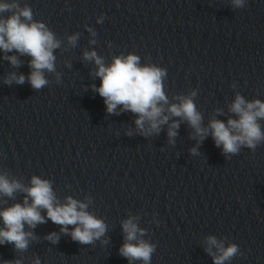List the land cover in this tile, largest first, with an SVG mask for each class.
Listing matches in <instances>:
<instances>
[{"label":"water","instance_id":"95a60500","mask_svg":"<svg viewBox=\"0 0 264 264\" xmlns=\"http://www.w3.org/2000/svg\"><path fill=\"white\" fill-rule=\"evenodd\" d=\"M18 2L30 6L33 19L61 44L53 53L55 72L45 71L49 83L40 90L27 80L31 57L0 50V174L25 187L33 176L50 181L59 203L72 197L88 204L107 231L81 245L45 217L34 229L25 226L36 237L26 251L0 245V264L16 258L33 264L37 257L41 264H129L119 249L122 222L130 216L146 230L142 238L156 245L151 264H213L205 251L210 235L239 246L242 255L226 264H264V143L225 159L211 135L198 145L179 117L158 134L141 135L136 114L121 106L118 114L106 111L92 87L100 86L97 65L83 57L95 51L107 66L115 56L136 54L141 65L166 69L169 105L196 90L203 126L213 118L226 122L236 118L228 106L237 93L264 101V0H247L238 9L230 0ZM76 33L73 46L68 37ZM5 55H16L21 64L13 67ZM13 72L25 75V83L5 84ZM173 120L180 123L169 143ZM259 123L264 131V120ZM194 147L199 155L191 154ZM26 195L0 194V209L23 203ZM52 232L59 235L56 244L45 239Z\"/></svg>","mask_w":264,"mask_h":264},{"label":"clouds","instance_id":"9594fccd","mask_svg":"<svg viewBox=\"0 0 264 264\" xmlns=\"http://www.w3.org/2000/svg\"><path fill=\"white\" fill-rule=\"evenodd\" d=\"M247 0H230L233 9L244 8ZM5 13H10L5 17ZM103 16L98 18L102 22ZM95 36V32L88 28ZM79 33L68 37V43L75 46ZM95 40L90 43H95ZM61 42L54 33L48 29L45 23L33 19L30 6L21 7L18 0L5 2L0 0V50L4 53L17 52L21 56L31 57L29 67L31 69L27 80L31 87L40 90L48 85L45 71L55 72L54 50L60 47ZM83 57L87 61H94L97 65L95 75L100 78V86L93 85V90L104 98L106 111L109 114H118L121 111H130L136 114L135 125L141 135L149 136L160 132L161 125L168 124L171 117H179L187 121L194 130L192 138L199 145L208 135H211L216 147L221 148L225 159L238 155L241 148L255 150L258 145L264 143V131L260 120H264V101L254 99L246 101L237 93L235 99L228 106L231 116L227 121L213 118L207 127L202 124L203 116L197 110L194 103L196 90H192L186 96H177L178 103L169 105L168 97L164 91L163 80L167 75L166 69L155 64L141 65L140 57L129 53L127 56L113 57L112 63L105 66L103 58L95 51H85ZM13 67H18L21 61L16 55H5ZM25 75L10 73L4 83L11 85L25 83ZM59 80V76H57ZM235 85H233L234 87ZM165 105H168L167 109ZM218 114H223L217 109ZM167 113V114H165ZM179 121L173 120L168 127L169 143H174L177 135ZM131 135V131L127 133ZM191 154L199 155L197 148H192ZM17 191L27 195L23 203H14L11 206L0 209V245L12 244L15 252H24L28 249L30 241L36 239L32 231L38 224L47 220L60 226V231L69 235L71 239L81 245L92 244L100 239L107 231V225L103 220L87 211L88 204L66 197V203H59L51 186V182L33 176L31 186L25 187L15 179H9L6 174H0V194L9 198L14 197ZM29 198L31 202L29 203ZM41 210L45 215H41ZM46 217V218H45ZM135 217H129L122 222L125 233L124 243L119 249V254L126 258L129 264L140 261L141 264H151L152 254L156 245L144 240L145 229L138 227ZM69 226H72L69 229ZM46 240L53 244L58 243L59 235L49 233ZM107 243V241H104ZM205 251L213 259V264H226L235 256L242 255L239 246L235 243L225 245L223 240L215 236L206 237ZM215 249V251H213ZM2 264H23L22 260H5ZM33 264H41L40 259H34Z\"/></svg>","mask_w":264,"mask_h":264}]
</instances>
